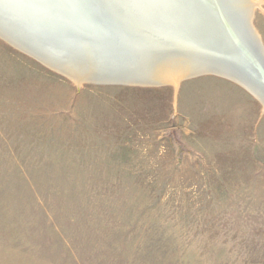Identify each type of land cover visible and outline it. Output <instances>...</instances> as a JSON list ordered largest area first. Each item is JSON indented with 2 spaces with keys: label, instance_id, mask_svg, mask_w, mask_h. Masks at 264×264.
<instances>
[{
  "label": "rangeland",
  "instance_id": "obj_1",
  "mask_svg": "<svg viewBox=\"0 0 264 264\" xmlns=\"http://www.w3.org/2000/svg\"><path fill=\"white\" fill-rule=\"evenodd\" d=\"M0 264H264L263 104L79 86L0 38Z\"/></svg>",
  "mask_w": 264,
  "mask_h": 264
},
{
  "label": "water",
  "instance_id": "obj_2",
  "mask_svg": "<svg viewBox=\"0 0 264 264\" xmlns=\"http://www.w3.org/2000/svg\"><path fill=\"white\" fill-rule=\"evenodd\" d=\"M232 2L0 0V21L6 22L0 25L4 33L0 38L15 46L6 35L18 37L32 44L38 53L47 48L61 53L67 61L98 63L105 77L93 66L91 73L85 69L80 74L84 84L175 87L155 79V73L156 65L165 61L163 57L179 55L188 67H182L185 69L180 73L183 78L179 85L189 79L216 75L236 83L237 78L241 79L264 93V59L247 27L253 25L255 9L251 4L245 6L243 14ZM107 75L120 78L106 80Z\"/></svg>",
  "mask_w": 264,
  "mask_h": 264
},
{
  "label": "bare ground",
  "instance_id": "obj_3",
  "mask_svg": "<svg viewBox=\"0 0 264 264\" xmlns=\"http://www.w3.org/2000/svg\"><path fill=\"white\" fill-rule=\"evenodd\" d=\"M230 1L231 2L233 1L234 3L236 2V0H230ZM261 1L250 0V2H248V0H240L241 4H240V2L237 1L238 3L237 2L235 3V8H236V10H241V12H243V14H244V9H246L245 6H247V8H248V7H250L249 5L251 4V6L254 9H256L258 6L261 5V3H262ZM227 14H228L227 15L228 18L230 17L231 19H233V16L230 13H227ZM247 16H245V18ZM252 24L253 25H250V24L247 25V27L251 29V32H252L251 34L254 37V39L256 40V46L257 47L255 45H253V46H255L258 53L264 59V44L262 42L263 40L261 39V35H260L259 31L257 30V28L254 24V21L252 22ZM0 25L5 26L6 22L0 21ZM3 29L5 30V28H3ZM0 33L4 34V33H2V31H0ZM6 36L8 38V41H10L11 43H13L15 45L14 46L15 48H17L18 50H20V51H22L28 55H31L35 59L42 61V63L44 62L43 64L51 67L53 70H55L59 73L61 72V74L64 73L63 75L70 78L72 81L77 83L79 86L84 84V81H82L83 79H82V76L80 74L84 73L85 69L91 70V71H88L89 73H91L93 71L92 70L93 66H95L94 68L97 69V71H99L98 68H100V70L103 69L98 63H95V62H94L95 65L87 64L89 62H84L83 61L84 59L71 60V61L64 60L63 57L61 56V53L60 54H59V52L52 53L51 51H48L47 48L42 49L43 50L42 54L38 53V51H36L33 47L30 46L32 44L23 42L18 37L14 38V37L9 36V35H6ZM249 45L252 46L251 43H249ZM252 49H253V47H252ZM170 57H163V60H165V61L160 62L158 65H156L157 71L155 73V79H159V80L164 81V82L173 83V84H175V88H178L179 82L183 78V75L180 73L183 71V69H185L182 67H186V68H188V67L183 64V61H186V60L183 59L181 56L176 55V56L172 57V55H171ZM112 59L114 60L116 58L113 57ZM124 71H126V69H124ZM99 73L105 77V74H103V71H99ZM106 77L108 78L106 80H115V79L120 78L118 76L115 77V76H108V75ZM232 79H234V77H232ZM237 80H238V83H240L244 87H246L250 91V93H252L254 95V97L257 100H259L264 106V93H263V90L261 88L255 87L258 90V91H256L255 89H252L250 85L246 84L243 80L238 79V78H237Z\"/></svg>",
  "mask_w": 264,
  "mask_h": 264
}]
</instances>
